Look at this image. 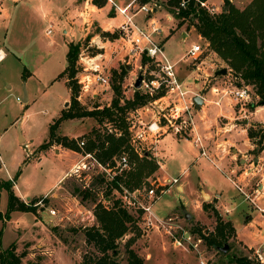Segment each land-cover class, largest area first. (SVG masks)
I'll list each match as a JSON object with an SVG mask.
<instances>
[{
	"label": "rangeland",
	"instance_id": "374dc122",
	"mask_svg": "<svg viewBox=\"0 0 264 264\" xmlns=\"http://www.w3.org/2000/svg\"><path fill=\"white\" fill-rule=\"evenodd\" d=\"M158 1L161 4L158 12L154 14L160 21L161 26V32L158 34V37L161 43L164 44L167 34L178 32V34H174L169 38L164 50L168 59L172 61L180 60L176 67L178 76L183 81L185 80L184 87L192 88L195 78H198L202 83L201 86L204 87L208 84L229 85L230 81L228 79L233 80L232 75L231 78L221 80L222 78L216 79L214 73L216 70L227 67L225 62L210 50L206 40L198 37L196 28L188 25V20H186V23L182 27H178L180 18L174 12L176 10L175 6L170 5L168 0ZM214 1L216 0H212V2ZM138 5V0H136L131 6L133 13L137 11ZM207 5L210 8L215 7L210 2ZM113 7L116 8L115 5ZM224 8L225 2L222 7L214 10V13H220ZM115 10L117 11L118 9L116 8ZM137 22L140 23V21ZM142 22L141 24H143ZM116 25L111 23L102 26V24L100 25L98 22H95L90 30H88L90 32H88L85 38L79 41L80 50L76 61L75 80L79 86L78 97L80 96V98L78 99L80 104L88 111L96 108L102 109L112 103L115 96L114 86L118 84L115 80L119 79L123 71H126V74L121 82L122 96L126 99H132L137 90L135 88L136 79L142 73L140 66H144V63L147 62V60L143 62V59L137 60L130 56L128 57L129 49L124 41L115 40V38L104 34V32L114 33L113 35L117 36L116 38L118 39L120 31ZM49 28H52L54 32L51 39L56 41V37H59V30L56 26ZM112 30L113 32H111ZM84 32L87 33V30L85 29ZM182 33H189V35L184 38ZM40 37L41 42H45L44 44L48 47L47 42L49 40L45 36L43 28L40 29ZM108 40L114 41L111 43ZM194 42H198L204 48L203 55L201 56L202 60L194 61L188 57L181 60L180 57L185 54ZM22 46L28 49L25 56L26 60L24 57V63L35 74L31 81L40 80L41 84L37 85L38 87L40 86L41 92L38 94L37 100L32 102L26 109L21 107L22 100L15 99L14 116H19V122L25 125V132L29 138L30 136L34 138L32 144L35 145L41 144L49 136L50 122L53 121L52 123H54V120L60 117L62 111L70 107L71 96L65 106H62L63 97L68 94L64 80L59 77V74L63 71V69L61 70V64L63 65L65 60L63 47L60 49L57 46V49L52 53L44 50V52L36 54V46ZM83 51L84 54L90 53L91 55L98 52L105 54V57L98 60V62L102 64V67L109 76V84L93 83L87 91L82 89L79 79L84 65V61L80 58V54ZM33 55L36 56L30 59ZM195 63L199 65L200 69L195 68ZM6 65L11 71L12 80H16L17 73L23 71L24 68L22 63L11 58L6 61ZM159 67L158 62L151 61V70H157ZM55 78L58 79L52 82ZM204 80L206 83L203 82ZM139 90L142 93L149 94L142 88ZM165 92V87L158 91V93L163 94ZM149 95L152 96L151 94ZM122 103H124V99ZM147 105L150 107L149 110L144 109V106L137 107L136 109H140L142 115L149 121L158 106L150 105L149 103ZM134 110H129L127 116ZM238 116L234 113L233 120H231L232 124H237L236 129L241 128ZM228 120L224 119L223 116L219 118L221 123ZM92 121L93 126H91ZM253 125L251 127H255V129H260L261 126H264L261 123ZM95 127L103 131L107 126L99 125L95 118L89 116L78 119H66L61 122L58 134L78 136L73 139H77L78 141L84 140L86 142L91 136L92 129ZM108 127L113 128L112 124L108 125ZM113 129L116 130L115 128ZM202 132L206 138V149L210 152L219 151L215 138L222 137L223 134L211 136L208 128H202ZM41 145L37 148V152L38 150L40 151ZM184 145L189 149L190 144L188 141H184ZM2 146L4 152L2 162L4 163L2 164L3 170L0 169V173L3 171V173L7 174L9 171H12L14 177L17 176L20 187L30 195L45 194L51 188L54 180L72 162L70 157H60L51 153L47 154L41 163H37L36 160L25 163V159L29 156L27 147L23 145L17 148L11 143L3 144ZM79 147L81 154H84V147L86 146ZM227 151L228 156H230L232 154L230 146H228ZM152 153L151 151L149 155L154 157ZM5 162L7 165H5ZM156 162L159 164L157 160ZM232 164H234V160L230 161V165ZM90 166L89 170L82 173V178L75 176L76 174L70 175L62 187L55 190L59 192V196H49V192L46 195L47 202L42 200L36 201L35 205L38 207L36 213L17 211L7 216L8 195L5 191H2L0 195V213L2 214V217L0 216V230L3 229L4 231L0 236V253L7 249L12 252L14 251L20 257L18 264H98L99 258L103 254L94 245L86 242L84 231L86 226L97 222L96 217L92 220L89 218V213L91 211L94 212L95 206L99 202L111 206L115 200L120 199L123 206L128 209L136 220V227L119 240L118 252L112 256L120 264H129L128 249H134L139 257L144 260L145 264H236L232 260L235 257L245 255L253 259L255 258V251L257 249H250L245 246L243 242L236 238V234L229 239L227 244L229 249L226 252H223L216 246L208 245L201 238L199 230L204 235L216 234L217 217L214 210L225 221L223 215L212 201L206 202L208 201V198H206L203 204L205 218L203 222L197 220L196 215L193 213L195 212L196 214V210H190L194 207V197L196 195L191 192L180 194L174 185L171 191L165 194H161L158 189V197L156 199L148 198L145 195L139 197V201L146 205L154 203L155 227L147 228L145 226L144 212L142 209H138L136 200L130 196L129 192L140 188L144 193L151 186V183L162 177L158 172L159 168L150 175H148V170L145 171L140 184L131 189L126 182L132 177L133 173L137 172V165L131 166L130 169L125 170L120 175L119 182L122 192H119L111 186L106 171L92 165ZM20 169L22 170L21 172ZM237 184L240 186L244 185L246 191H251L253 190L252 187L257 186V183ZM235 187L237 188V186ZM244 197L246 198L245 195ZM29 201L27 200L26 202ZM253 206L255 207V205ZM52 209L56 211L55 215L51 214ZM186 211L192 214L191 218H186ZM131 237H135L134 241L128 245ZM176 239L182 243H176ZM110 255H112V252H110ZM5 256L10 257V253L5 252Z\"/></svg>",
	"mask_w": 264,
	"mask_h": 264
},
{
	"label": "crops",
	"instance_id": "0c3cea01",
	"mask_svg": "<svg viewBox=\"0 0 264 264\" xmlns=\"http://www.w3.org/2000/svg\"><path fill=\"white\" fill-rule=\"evenodd\" d=\"M97 1L101 4L96 3L94 0H0V51L2 50L4 54V58L0 59V169L3 170L2 164L4 163L2 162L4 157L2 145L9 143L17 148L23 145L28 148L29 156L25 159V163L32 160L41 163L46 155L51 153L72 159L68 168L54 180L51 188L43 195L27 194L20 187L18 178L17 176L14 177L12 171L7 174L2 171L0 179H14V191L25 201H29L34 197L46 196L49 192V196H59V192L55 190L62 187L63 183L74 171V167L82 160L84 154L57 143H54L46 150H38L37 152V148L48 140L49 136L41 144L33 145L34 138L32 136L28 137L25 132V125L19 122V116H14L15 99L22 100L21 107L26 109L32 102L37 100V96L41 92L40 86L38 87L37 85L41 84L40 80L31 81L35 74L24 63V57L27 55L28 49L22 45H28V47L36 46V54H40L44 50L52 53L57 49V46L60 49L63 47L65 52V60L63 65L61 64V70L63 69L61 73H63L68 65L69 44L72 42L79 43L80 40L85 38L90 32L88 30L95 22L102 24V26L114 23L118 27L123 20V16L120 15L118 10H115L113 3L123 8L134 0L132 2H130L131 0ZM230 1L238 8L243 9L252 0ZM209 2L218 9L222 7L225 0H216L214 2L207 0V3ZM138 3H142L141 0H138ZM130 10L132 12L131 8ZM134 17L137 21H140V24L142 21L147 22V18L142 12H135ZM146 22H142L143 25ZM55 26L59 30V37H56V41H53L51 36L54 32L52 31L51 34H48L47 30L49 27ZM42 28L49 40L47 42L48 47L44 44L45 42L42 43L40 40V29ZM85 29L87 33L84 32ZM158 34L156 37L160 41ZM174 34H178V32L166 35V40L163 44L164 49L169 38ZM182 34L184 38L189 35V33ZM198 37L202 40L204 39L199 34ZM112 41L108 40V42L113 43ZM187 51L180 57L181 60L185 59ZM214 54L217 55L216 53ZM35 56H31L30 59ZM10 58L22 63L24 66L23 71L17 73L16 80L11 79V71L6 65V61ZM169 61L177 65L180 60L172 61L169 59ZM217 71L214 72L216 79L222 78L221 80H225L224 78H231L232 74L229 69L227 74L221 77L219 74L217 75ZM61 73L59 77L64 80L68 90V94L63 97L62 102V106H65L71 96V89L67 83V76L61 77ZM58 78L53 79L52 82ZM178 78L184 86L185 80L183 81L179 76ZM233 81L236 84L235 80ZM203 82L206 83L205 80ZM201 85L200 80L195 78L192 88H184L189 91L188 95L192 96L193 99L197 95L202 97L200 106L195 104L196 127L200 134L203 135L202 128H208L211 136L223 134L222 137L215 138L219 151L210 152L206 150L207 155H202L199 148H196L190 139L167 133L161 137L155 151L152 153L159 162L158 172L162 175L159 178L178 177L179 181L176 184L169 185L170 191L174 185L180 194L191 192L196 195L194 197V207L190 210H196V214L192 212L196 215L197 220L203 222L205 218L203 204L205 199L208 198L206 202L212 201L223 215L225 221H230L233 224L236 238L239 241L250 249H264V213L256 209L252 202L247 200L234 185V183H257L259 189L262 190V194L256 202L261 207H264V149L259 154L254 153V149L257 146L248 134V129L254 126L253 124H264V105L251 107L252 104L257 103L259 100L253 87H251L252 101L244 104L243 102L234 101L228 96L216 95L212 89L214 87L222 89L225 87L223 85L208 84L205 87ZM226 86L228 89L234 88L230 84ZM234 113L237 116L239 115L237 118H240V129H236V123L232 124L231 120H233ZM221 116L229 120L221 123L219 121ZM52 122H50V125ZM91 126H93V121ZM67 136L70 138L78 137ZM184 141L189 142V149L185 147ZM228 146L232 150L230 156H228ZM38 153L40 154L37 155ZM231 160H234L232 165H230ZM5 165H7L6 162ZM250 168L252 172L246 176L245 170ZM2 191H5L8 195L6 189H2ZM15 212L17 211L11 213Z\"/></svg>",
	"mask_w": 264,
	"mask_h": 264
},
{
	"label": "trees",
	"instance_id": "16d2710c",
	"mask_svg": "<svg viewBox=\"0 0 264 264\" xmlns=\"http://www.w3.org/2000/svg\"><path fill=\"white\" fill-rule=\"evenodd\" d=\"M94 1L101 4L97 0ZM149 1L141 0L142 3ZM180 1L168 0L170 5L178 8L174 10L176 16L180 18L178 27H182L188 20V25L196 28L198 34L207 41L210 50L225 62L236 84H247L254 88L259 100L251 107L264 105V0H252L243 9L238 8L230 0H225V7L228 8H224L220 13H211L201 5V1L207 0H188L186 8L179 7ZM104 34L112 38L117 37L113 35L114 33L104 32ZM79 50V43H70L67 57L68 65L65 71L61 73V77H68V85L71 89V105L67 110L62 111L60 117L50 125L49 138L41 145L40 150H46L57 143L80 152L78 140L69 138L67 135L58 134V129L63 120L93 117L99 125H106L107 127L103 131L96 127L92 129L91 136L85 142L84 153H92L103 165L112 166L115 157L127 152L131 166L137 165V172L131 173L132 177L126 182L133 189L140 184L145 171L148 170V175H150L159 168V164L154 157L149 155L150 153L140 156L135 152L130 143L131 134L126 121L127 112L148 104L152 100L161 97L163 93L150 96L137 89L132 99L123 98L121 82L126 74V71H123L119 79L115 80L118 84L114 86L115 96L109 106L90 111L84 109L78 99L79 86L75 80ZM146 60L148 58L145 56L143 62ZM123 99L124 103H122ZM110 124L116 130L108 127ZM248 134L257 146L254 153L259 154L264 149V126H261L260 129L249 127ZM120 175L122 174L116 175L113 180H110V183L112 187L122 192L119 182ZM2 189H6L8 192L7 216L13 211L36 213L38 210L35 205L36 201L47 202V196L36 197L29 202L21 199L14 191V179H0V193ZM214 212L217 217L216 234L204 235L200 230L199 232L201 238L208 245L223 247L228 244L229 239L235 234V228L230 221L222 220L216 210ZM94 214L97 222L84 228L86 242L94 245L103 254L99 258L98 264H120L112 256L118 252L119 240L136 227L135 218L123 206L120 199L115 200L111 206H107L102 202L97 203ZM0 216L2 217L1 213ZM2 233L3 229L0 230V236ZM134 238H130L128 245L134 241ZM5 252L10 253V257L5 256ZM110 252H112V255H110ZM128 254L129 264H145L134 249H128ZM0 258L1 264H18L20 262V257L14 251L8 249L0 253ZM232 260L236 264H261L255 258L245 255L235 257Z\"/></svg>",
	"mask_w": 264,
	"mask_h": 264
},
{
	"label": "built area",
	"instance_id": "2783aa9c",
	"mask_svg": "<svg viewBox=\"0 0 264 264\" xmlns=\"http://www.w3.org/2000/svg\"><path fill=\"white\" fill-rule=\"evenodd\" d=\"M126 7H118L116 3L114 5L118 9L119 13L123 16L122 22L118 25L120 31L119 38L115 40H122L128 46V57L133 59L142 60L143 57H147L148 60L144 63V66H140L142 70L143 80L142 89L151 95L158 93L165 87L166 92L161 97H158L151 102L150 105L158 106L154 112L153 117L147 121L142 115L140 109H136L130 112L127 116L129 125V131L131 134L130 143L133 146L136 153L140 156L155 151L157 144L161 137L167 133H172L181 138L190 139L194 146L198 147L202 155H207L205 146V136L200 134L196 127V108L195 102L192 96H189V91L183 86V83L179 80L176 71V65L171 63L165 55L164 47L161 41H159L156 35L161 31L160 21L154 16L158 12L160 7V1L150 0L149 2L139 3L137 13L142 12L147 18L146 24H140L135 19V13H132L130 8L135 2ZM188 0H181L179 7L186 8ZM201 5L206 7L211 13H214L216 7L210 8L207 5V1H201ZM178 9V8H176ZM48 34L52 33V29L47 30ZM3 51H0V59L4 58ZM204 48L199 43H194L187 51L186 57L197 61L202 60ZM84 56V57H83ZM105 57L104 53L98 52L91 55L90 53L84 54V51L80 54V58L84 61V65L81 70V77L79 83L82 84V89L87 91L93 83L109 84L110 78L106 71L102 67V64L98 62L101 58ZM156 61L160 65L157 70H151V61ZM196 69H200L197 63L194 64ZM234 80V78H233ZM230 82L234 88L228 89L227 86L214 87L212 90L216 95L228 96L234 101L244 104L252 101L251 86L247 84L237 85L234 81ZM80 98V96L78 97ZM237 102V103H238ZM149 110V105L143 107ZM79 146H85V141H78ZM95 166L108 173L109 180H113L116 175L122 174L125 170L131 168L129 155L127 152H123L120 156L115 157L114 164L112 166L103 165L100 163L92 153H84L82 160L74 167V171L71 175L76 174L79 178H82V173L89 170L91 166ZM252 172V169H246L245 173L248 176ZM179 181L178 177L175 178H158L151 183V186L143 193L140 188L129 192L130 196L136 200L138 209H142L145 215V226L155 227V213L153 211L154 203L146 205L139 201V197L144 195L151 199L158 197L157 190H160L161 194H165L170 191L169 185L176 184ZM235 186L241 191L246 199H249L255 207L264 213V207H261L256 201L262 194V190L258 185L252 187L253 190L246 191L245 186H240L234 183ZM121 186V184H120ZM117 190V189H116ZM118 191V190H117ZM51 214L55 215L56 211L51 210ZM89 218L92 220L95 218L94 212L89 213ZM176 243H182L176 239ZM255 259L264 264V249L260 248L255 251Z\"/></svg>",
	"mask_w": 264,
	"mask_h": 264
},
{
	"label": "water",
	"instance_id": "95a60500",
	"mask_svg": "<svg viewBox=\"0 0 264 264\" xmlns=\"http://www.w3.org/2000/svg\"><path fill=\"white\" fill-rule=\"evenodd\" d=\"M227 8L228 7L226 6L225 9H227ZM227 72H228L227 67H224L218 71L217 75L218 74L225 75V74H227ZM142 80H143V75H142V73H140L138 78L136 79V82H135V88L136 89H140L142 87ZM194 102H195V104L200 106V104L202 103V97L200 95H197V97L194 99ZM185 216H186V218H191L192 215L190 213L186 212ZM218 248L220 250H222L223 252H226V251H228L229 246L227 244H225L223 247H218Z\"/></svg>",
	"mask_w": 264,
	"mask_h": 264
}]
</instances>
